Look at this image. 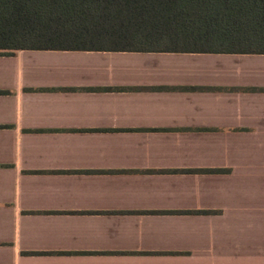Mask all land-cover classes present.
<instances>
[{
	"label": "crops",
	"instance_id": "crops-1",
	"mask_svg": "<svg viewBox=\"0 0 264 264\" xmlns=\"http://www.w3.org/2000/svg\"><path fill=\"white\" fill-rule=\"evenodd\" d=\"M0 264H264V55H0Z\"/></svg>",
	"mask_w": 264,
	"mask_h": 264
},
{
	"label": "trees",
	"instance_id": "trees-1",
	"mask_svg": "<svg viewBox=\"0 0 264 264\" xmlns=\"http://www.w3.org/2000/svg\"><path fill=\"white\" fill-rule=\"evenodd\" d=\"M22 50L264 55V0H0V55Z\"/></svg>",
	"mask_w": 264,
	"mask_h": 264
},
{
	"label": "rangeland",
	"instance_id": "rangeland-1",
	"mask_svg": "<svg viewBox=\"0 0 264 264\" xmlns=\"http://www.w3.org/2000/svg\"><path fill=\"white\" fill-rule=\"evenodd\" d=\"M0 53H3V52H0ZM3 54H6V53H3ZM213 214H217V213H215V212H212ZM213 214H211V215H213Z\"/></svg>",
	"mask_w": 264,
	"mask_h": 264
}]
</instances>
